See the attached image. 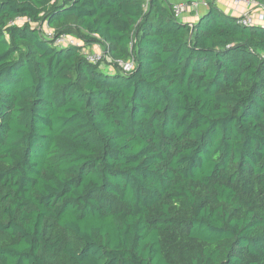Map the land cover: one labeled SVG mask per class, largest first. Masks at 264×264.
I'll return each instance as SVG.
<instances>
[{
    "label": "trees",
    "instance_id": "trees-1",
    "mask_svg": "<svg viewBox=\"0 0 264 264\" xmlns=\"http://www.w3.org/2000/svg\"><path fill=\"white\" fill-rule=\"evenodd\" d=\"M237 21L0 0V264H264V26Z\"/></svg>",
    "mask_w": 264,
    "mask_h": 264
},
{
    "label": "built area",
    "instance_id": "built-area-1",
    "mask_svg": "<svg viewBox=\"0 0 264 264\" xmlns=\"http://www.w3.org/2000/svg\"><path fill=\"white\" fill-rule=\"evenodd\" d=\"M234 4H244L247 7H255L260 8L261 13L257 16L259 21L264 20V7L253 0H229ZM210 0H187L184 2L173 3L172 11L175 18L181 19L183 14L192 13L195 17H199L200 9H207ZM253 16L251 14H244L241 17H238L237 23L241 26H253L255 25ZM17 21V20H16ZM46 37L53 41L54 45L57 47H78L82 48L81 53L84 56L85 60L92 64H105L107 65L106 69L112 70V64L117 63L119 66L123 68L125 72L130 71L133 68L132 61L127 62H115L113 61L98 45L97 50L88 51L86 47H84L83 43L70 36H59L54 38L52 32L47 33Z\"/></svg>",
    "mask_w": 264,
    "mask_h": 264
},
{
    "label": "crops",
    "instance_id": "crops-1",
    "mask_svg": "<svg viewBox=\"0 0 264 264\" xmlns=\"http://www.w3.org/2000/svg\"><path fill=\"white\" fill-rule=\"evenodd\" d=\"M171 5L173 3H179V2H184L187 0H167ZM211 3H214L215 6L220 9L224 14L228 15V16H232V17H241L244 14H251L253 16V20L255 25H259V26H264V20L263 21H259L257 19V16L261 13L260 8H255V7H247L244 4H234L229 0H210ZM205 10L204 9H200L199 11V15H201ZM199 17H195L194 15H192V13H185L183 14V16L181 17V21L188 23V24H192L194 23ZM97 45H92L89 47H86V49L88 51H94L97 47Z\"/></svg>",
    "mask_w": 264,
    "mask_h": 264
},
{
    "label": "rangeland",
    "instance_id": "rangeland-1",
    "mask_svg": "<svg viewBox=\"0 0 264 264\" xmlns=\"http://www.w3.org/2000/svg\"><path fill=\"white\" fill-rule=\"evenodd\" d=\"M24 21L25 20H23V19H18L17 21H15V23L14 24H16V25H22L23 23H24ZM42 32H43V34L46 36L47 35V33H50V32H52L45 24L42 26ZM97 47V46H96ZM98 48H96L95 50H97ZM106 67V65L105 64H102V66H101V68H105Z\"/></svg>",
    "mask_w": 264,
    "mask_h": 264
}]
</instances>
